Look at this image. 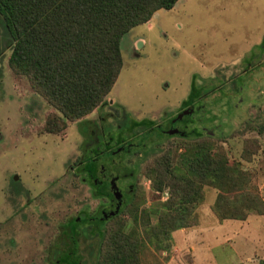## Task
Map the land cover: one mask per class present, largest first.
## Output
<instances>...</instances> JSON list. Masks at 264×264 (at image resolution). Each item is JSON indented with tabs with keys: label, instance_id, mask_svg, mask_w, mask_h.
<instances>
[{
	"label": "rangeland",
	"instance_id": "1",
	"mask_svg": "<svg viewBox=\"0 0 264 264\" xmlns=\"http://www.w3.org/2000/svg\"><path fill=\"white\" fill-rule=\"evenodd\" d=\"M7 39L0 24V264H56L62 225L103 205L82 173L71 169L86 149L85 122L99 124L105 117V125L114 126L112 134L127 117L133 124L145 120L167 127L192 94L198 111L193 135L154 136L156 143L145 153L124 159L138 186L132 204L144 200L141 210L153 204L152 179L145 171L159 155L183 153L186 146L208 139L225 149L230 164H241L250 175L251 189L264 200V134L259 130L264 128V0H181L172 10L157 12L150 23L122 39L123 68L105 107L69 122L58 134L46 129L55 109L10 68ZM15 174L30 190L33 203L13 220L14 211L28 201L11 196ZM156 194V201L164 203L171 190ZM218 194L205 186L204 201L195 210L196 226L184 229L190 233L178 241L173 234L168 252L149 246L157 261L146 264L264 260V216L253 213L246 221L220 222L212 210ZM119 219L127 221L128 233L133 219L124 213ZM119 219L106 223L105 229ZM157 221L151 217L153 224ZM96 242L99 237H82L86 264H95L90 255L98 248Z\"/></svg>",
	"mask_w": 264,
	"mask_h": 264
},
{
	"label": "trees",
	"instance_id": "2",
	"mask_svg": "<svg viewBox=\"0 0 264 264\" xmlns=\"http://www.w3.org/2000/svg\"><path fill=\"white\" fill-rule=\"evenodd\" d=\"M179 2L0 0V24L8 36L10 68L26 77L56 111L46 122L47 131L58 134L69 122L81 121L106 105L123 68L124 36ZM127 118L123 127L132 132L151 130L156 124L145 120L133 124ZM259 130L264 134L263 127ZM145 174L152 179L153 204L141 210L144 200L135 206L131 202L113 218L117 220L123 213L131 217L128 233L125 220L119 219L107 230L106 222H96L95 264L157 261L149 246L168 252L175 232L196 226L195 210L204 201L205 186L219 191L212 210L220 222L246 221L253 213L264 216V200L251 189L250 175L240 163L230 164L225 149L210 139L186 146L183 153L170 150L159 155ZM166 188L171 190L168 201H156V193ZM152 216L158 218L156 224L151 222ZM88 222V218H76L70 225L76 228ZM80 231L86 238L94 237L88 229ZM69 235L73 239L76 233L71 229Z\"/></svg>",
	"mask_w": 264,
	"mask_h": 264
},
{
	"label": "flooded vegetation",
	"instance_id": "3",
	"mask_svg": "<svg viewBox=\"0 0 264 264\" xmlns=\"http://www.w3.org/2000/svg\"><path fill=\"white\" fill-rule=\"evenodd\" d=\"M194 101L195 99L189 96L175 117L168 120L167 127L156 123L151 130L138 131L133 135L130 134L131 136L124 133L127 128L123 127L122 123L118 127V133L112 134L114 126L105 125L107 121L105 117H100L99 124L85 122L84 130L86 133L82 134V131L80 133L84 137L82 146H85L86 149L82 151L78 164L73 165L71 169L82 173L83 182L91 187L94 198L99 199L103 205L93 214L84 212L82 217H78V219L88 218L87 225L72 228L70 222L73 219L62 225L61 238L55 246L59 253L56 264L86 263L87 260H84L82 248L84 235L80 230L88 229L97 238L96 222L99 220L108 223L120 215L138 193V186L133 182L134 173L132 171L130 174L127 173L129 168L124 163V159L139 152L145 153L150 146L156 143L157 139L168 136L186 138L193 135L196 132L191 129L193 117L198 113ZM103 107L105 106L100 107V109ZM129 121L131 122V120ZM154 136L158 138L154 139ZM14 176L11 181V196L17 201L21 198H27L28 201L20 210L14 211L13 220L17 216L21 217L23 208L31 207L33 203L30 190L23 188L19 175L15 174ZM71 229L76 233L73 239L69 235ZM95 254L96 251L93 250L90 258H94ZM47 260H50V255Z\"/></svg>",
	"mask_w": 264,
	"mask_h": 264
},
{
	"label": "crops",
	"instance_id": "4",
	"mask_svg": "<svg viewBox=\"0 0 264 264\" xmlns=\"http://www.w3.org/2000/svg\"><path fill=\"white\" fill-rule=\"evenodd\" d=\"M180 1H181V0H180ZM177 5H178V4H177ZM177 5H176V6H177ZM176 6H175V7H176ZM151 21H152V20H151ZM151 21H150V22H151ZM150 22H149V23H150ZM189 233H190L189 231H186V230H184V229H183V230H180L178 233H174L175 241H178V238H180V237H182V236H184V235H189ZM237 263H238V262H237Z\"/></svg>",
	"mask_w": 264,
	"mask_h": 264
}]
</instances>
